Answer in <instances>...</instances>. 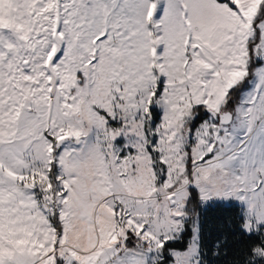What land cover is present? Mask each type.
<instances>
[{
  "label": "snow or ice",
  "instance_id": "6c2138e0",
  "mask_svg": "<svg viewBox=\"0 0 264 264\" xmlns=\"http://www.w3.org/2000/svg\"><path fill=\"white\" fill-rule=\"evenodd\" d=\"M0 264H264V0H0Z\"/></svg>",
  "mask_w": 264,
  "mask_h": 264
}]
</instances>
